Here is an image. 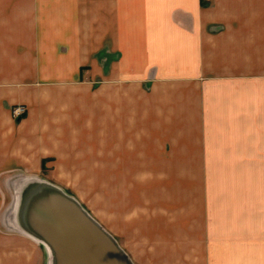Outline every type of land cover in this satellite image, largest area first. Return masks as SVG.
<instances>
[{"label":"rangeland","instance_id":"374dc122","mask_svg":"<svg viewBox=\"0 0 264 264\" xmlns=\"http://www.w3.org/2000/svg\"><path fill=\"white\" fill-rule=\"evenodd\" d=\"M71 1L75 13L66 16L74 29L78 26L81 56L89 52L81 57V79L89 81L87 78L96 72L93 79L102 85L109 53L102 46L96 47L94 62L87 37L92 18L96 19V36L103 31L102 26L98 28L103 21V0ZM201 4L209 8L219 3L201 0ZM93 6L97 8L95 15L88 11ZM233 9L238 11L237 7ZM249 17L243 23L251 24ZM148 19L145 16L143 23ZM237 20L223 23L229 33L241 35L243 41L247 33L255 34L259 46L256 50L264 51V7L260 5L256 11V32L239 31ZM145 26L138 31L128 29L126 46L112 52L111 59L114 70L136 75L127 79L126 85L157 89L154 97L170 107V118L173 116L177 124L185 123V127L169 128L177 141L172 149L177 151L159 160L158 170L170 173L82 174L66 179L49 168L39 174L18 170L1 173L0 264H52L48 246L31 230L39 222L30 217L40 208L37 200L28 203V198L31 188L39 182L54 185L76 199L115 238L133 264H195L203 240H191L197 242L195 248L191 247V241L184 236L186 231L218 235L208 242L218 244L214 254L222 257L221 264H264V52L246 61L241 55H224L217 47L222 41L203 32L202 39L187 40L203 44L199 61H191L194 57L185 55L182 49L169 57L160 48L166 32H152ZM208 29L213 32L219 27ZM153 33L159 45L155 56L152 54L155 62H148L150 55L139 56L138 61L134 55H124L135 51L137 42L140 51H151L143 45L153 43ZM187 35L188 29L181 25L173 36L175 44L184 46ZM239 40L234 41L244 43ZM160 117L163 119L162 109ZM164 129L161 124L160 131ZM183 135L185 146L178 141ZM187 138L191 139L192 153L184 169L182 151L188 149ZM245 236L249 237V246L243 242ZM229 241L238 242L239 247H233L231 252L220 247Z\"/></svg>","mask_w":264,"mask_h":264},{"label":"crops","instance_id":"0c3cea01","mask_svg":"<svg viewBox=\"0 0 264 264\" xmlns=\"http://www.w3.org/2000/svg\"><path fill=\"white\" fill-rule=\"evenodd\" d=\"M217 1L219 4L206 8L201 0H103L102 25L98 23L103 31L96 36V19L92 18L88 25L91 38L87 37L94 62L96 47L102 46L109 53L104 82L97 85L93 79L96 72L87 78L89 81L81 79V57L88 56L89 52L81 56L78 26L74 29L67 18L75 13L73 1L0 0V174L16 170L39 174L46 168L63 179L82 174L170 173L158 170L159 160L170 158L177 142L169 128L185 127V123L177 124L173 116L170 118L173 112L170 107L161 105L154 97L158 95L157 89L126 85L127 79L136 75L127 70H114L111 54L126 46L128 29L138 31L144 29L143 25L152 32H166L167 38L160 48L169 57L182 49L185 55L194 57L191 61H199L197 57L201 56L199 50L203 44H190L187 40L202 39L203 32L222 41H218L217 47L224 55H241L246 61L249 56L264 52L256 50L259 46L255 34L247 33L244 36L247 40L243 41L241 35L233 36L223 24L234 22L238 15L239 31L256 32V11L260 5L264 7V2ZM234 7L238 11H234ZM225 8L228 11H224ZM88 11L95 15L97 8L89 7ZM145 16L150 19L143 23ZM246 16L252 18L251 24L243 23ZM181 25L189 31L184 46L175 44L173 38ZM216 26L217 31H209V27ZM156 38L153 33V43L143 45L152 48L151 51H140L137 42L136 50L124 55H134L137 61L139 56L150 55L148 62H155L153 55L159 48ZM236 39L244 43L238 45ZM17 104L27 108L21 118L12 113ZM161 124L166 128L163 131H160ZM179 140L185 146V135ZM187 143V151L185 148L182 151L184 169L186 158L187 164L191 162L190 138ZM174 151L177 149L172 153ZM184 233L190 241L203 240L195 264H221L222 257L214 254L218 244L208 242L218 235L208 236L201 231ZM242 238L249 246V237ZM190 244L195 248L197 242ZM220 247L231 252L239 243L229 241Z\"/></svg>","mask_w":264,"mask_h":264},{"label":"water","instance_id":"95a60500","mask_svg":"<svg viewBox=\"0 0 264 264\" xmlns=\"http://www.w3.org/2000/svg\"><path fill=\"white\" fill-rule=\"evenodd\" d=\"M33 200L40 209L30 218L39 224L30 227L48 246L52 264H133L115 238L61 189L39 182L30 190L28 203Z\"/></svg>","mask_w":264,"mask_h":264},{"label":"built area","instance_id":"2783aa9c","mask_svg":"<svg viewBox=\"0 0 264 264\" xmlns=\"http://www.w3.org/2000/svg\"><path fill=\"white\" fill-rule=\"evenodd\" d=\"M26 112H27V108L23 104H17L12 108V113L16 118L23 117L26 114Z\"/></svg>","mask_w":264,"mask_h":264}]
</instances>
